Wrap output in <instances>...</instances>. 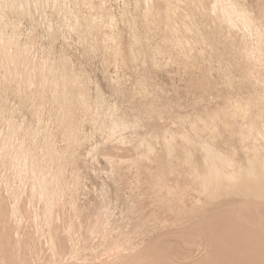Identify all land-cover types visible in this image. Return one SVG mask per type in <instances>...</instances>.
Here are the masks:
<instances>
[{"label":"rangeland","instance_id":"1","mask_svg":"<svg viewBox=\"0 0 264 264\" xmlns=\"http://www.w3.org/2000/svg\"><path fill=\"white\" fill-rule=\"evenodd\" d=\"M157 1L149 0V3L147 0L137 2L136 0H17V3L13 4L10 0H0V212L4 218L0 215L2 218L0 219V235L10 230V243H13L11 245L19 243L18 248L16 246L12 248V254L16 258L14 264H32L31 259L33 264L34 262L45 264L48 256L54 255L55 260L56 255L57 258L59 257L58 263L51 257L46 264H60V260L64 264H77L78 262L93 264L94 261L99 262L94 264H100L108 257L105 264H116V262L118 264L126 256L128 259L129 256L138 254V251L143 253L141 248L144 247L146 250L147 244L153 243L150 238L156 239L162 234L165 235L162 237H166L173 232L170 229L174 227V229L178 228L175 230L177 232L179 229L183 231L188 224L202 222L204 220L199 219L206 220L209 213L217 211L218 208H213L214 206L210 205L211 200L202 192L201 184H196L200 182V178L195 177L199 176L197 174L200 173L201 167L208 164L204 160H207L211 154L208 155L209 149V152L216 151V154L212 152L214 157L221 158L227 155L233 164H239L242 167L250 161L246 159V154L247 156L253 154V159L255 152L264 154V148H260L264 139H262L264 137V117L261 118L264 116L262 108L264 105L260 104L264 99V79H261L264 71L260 66L264 63V21L261 22V16H264V0H214L212 3L211 0H179L180 2L162 0L163 5H168V8L164 6L165 10H162V13L155 7ZM141 3L147 4L142 5ZM212 4H215V7ZM145 5L149 7L151 5V8L155 9L147 7V10ZM234 5L240 12L234 13ZM142 7L147 12L149 11L148 13H152V17L147 12L145 16ZM194 7H196L195 10ZM166 10L173 12L170 18L171 23L169 22L175 28L173 36L166 33L167 24L164 19ZM157 11L161 14L158 17L156 16ZM103 12L108 15L103 16ZM216 14H218L217 18ZM139 16H143V19ZM241 17L252 21V29H245L236 21V18ZM89 18L90 20L95 19L92 30L88 28ZM159 18H162L161 21L164 23L158 21ZM108 19L110 23H106ZM153 19L156 20L152 21ZM151 21L156 22L155 27ZM159 22L162 23L159 26L164 29H159ZM156 25L159 30H151L157 28ZM160 30H163V33ZM240 30H242L241 33ZM243 32L246 37L243 36ZM127 36L131 38V41ZM128 42L129 44H126ZM124 44L128 45V48ZM123 48L124 51H122ZM131 51L134 53L133 56ZM257 51L260 53L256 54ZM189 62L192 64L190 65ZM253 64L255 65L252 68ZM263 66L264 64L262 68ZM255 69L260 72L257 74L255 71L256 76L253 75ZM228 85L235 86L230 88ZM227 86L230 93L226 89ZM260 90L262 92L260 94L263 95L258 94ZM251 92H258V95L254 93L256 95L254 96ZM248 93H251V96ZM252 98L260 100L259 104L262 106L258 104L257 107L251 109L250 103L255 101ZM234 100L240 102V107L245 111L251 112L252 110V115L248 119L231 117L226 130L224 128L222 130L223 126L219 123L222 120L220 115L236 103ZM245 101H250V103L247 104ZM262 103L264 104V100ZM219 107L220 109L222 107V112L218 111ZM258 107L262 110V115L259 109L255 111ZM218 112L220 115L216 116ZM253 112H256L255 115ZM249 119H256L255 122L257 121L259 127L263 128H261L262 136L256 139L248 138L240 144L239 133L243 131ZM208 120L215 125L212 126L211 123V126L208 125ZM235 126L238 129H235ZM208 136H211V139ZM170 138H173V141ZM160 143L162 146L165 144L163 148L169 153L162 150ZM166 143H170V147H167L169 145ZM204 144L205 147H203ZM246 145L252 146L255 152ZM196 147H198L196 154H199L197 157L193 151V148L197 149ZM246 148L249 152H246ZM162 152L168 153L167 161V156H164L167 153ZM203 155L208 156L204 158ZM183 159L191 165L187 167L188 164H181ZM177 164L181 165V168L185 164L184 169L178 168ZM186 171L190 174H186ZM182 185L187 188L185 189ZM196 185L200 186L196 187ZM233 199V201H243L239 198ZM220 200L224 201V197ZM31 217L34 218L31 219ZM9 218H12V221ZM37 222L39 224H36ZM45 222L50 227L44 226ZM53 228H55L54 232ZM163 228L167 232H163ZM46 230H49L48 237ZM199 231L197 230L195 234L204 233L206 235L204 231ZM37 233L44 237L36 236ZM72 234L74 238H71ZM170 234L166 238L170 239L171 235H174ZM195 234L186 237L187 240L190 239L189 242L183 235L187 245L183 242L184 239L176 234V238L182 239L186 247L185 252L188 249L187 252L194 253L187 254L189 256L193 254L192 259L195 256L199 257L203 251L204 255L207 253L205 250L208 243L207 237L201 234V239L204 236L205 241L201 244L203 246L205 243L203 247L205 249L202 251L201 248L199 249L202 246L198 245L203 240L201 241L200 237L198 239ZM13 235L19 242L14 240ZM56 235L59 238L68 239L66 244L64 240L62 241L64 243L61 239L59 240L61 245H64V250L60 242L57 243L58 240L57 242L54 240V238L57 239ZM69 235L74 242L65 237ZM20 236L25 238L22 237L24 238L22 239ZM174 236L171 240L175 238ZM135 239L138 247H135L137 246ZM103 241L104 245L101 243ZM194 241H197L198 249L190 248V250L189 247L194 245ZM48 242L50 246L53 245L50 247ZM79 242H82L83 247ZM139 242L141 244H138ZM77 243L76 247L72 246ZM25 244L26 247L29 245L27 249ZM116 244L117 246H114ZM33 245L37 246L36 249L41 253L40 255L35 248L31 250ZM111 245L112 249H110ZM46 246H48V251L45 250ZM55 246L58 247L57 250ZM129 246L135 248L134 252H131L133 249ZM177 246L179 248L180 245L177 244ZM67 247L69 250L79 251L80 255L79 253L77 255L75 251L72 252L76 254V260L79 256L77 263L72 257L75 254L71 253L69 257L70 251ZM80 247L82 248L78 249ZM121 247L122 250H120ZM50 248H54L51 249L52 253ZM90 248L97 252L93 253ZM180 248L184 252V248L182 246ZM15 249L17 252L13 251ZM59 249H61L60 252ZM87 249L88 252L85 251ZM181 249L180 251L175 249L176 252L178 250V255L183 254ZM0 250L2 251V253L0 251V257H3L4 250L3 248ZM29 250L32 252L30 253ZM27 251L33 256L30 257ZM91 252L100 255L94 257L95 255L91 254L90 256ZM32 253L36 255V259L33 258L35 255ZM118 254L119 257H117ZM203 254L193 260L202 258ZM80 256H84V262H80L82 260ZM68 257L73 258V261ZM112 257L114 258L111 262L109 259ZM64 258L65 260H62ZM84 258L93 261L87 262ZM97 259L100 260L96 261ZM66 260L70 262L66 263ZM5 262H7L6 259ZM3 263L1 259L0 264Z\"/></svg>","mask_w":264,"mask_h":264},{"label":"bare ground","instance_id":"2","mask_svg":"<svg viewBox=\"0 0 264 264\" xmlns=\"http://www.w3.org/2000/svg\"><path fill=\"white\" fill-rule=\"evenodd\" d=\"M13 4H15V3H17L16 1L17 0H10ZM92 1V0H91ZM138 0H136V2H137ZM148 2H149V0H147ZM151 1V0H150ZM152 1H154V0H152ZM176 1H179V0H175V2ZM214 0H211V3L213 2ZM144 1H142V3H143ZM180 2V1H179ZM182 2V1H181ZM235 2V1H234ZM21 3V2H20ZM88 3V2H87ZM91 3V2H90ZM94 3H95V1H94ZM94 3H92V4H94ZM100 3V2H99ZM141 3V4H142ZM150 3V2H149ZM151 3H153V2H151ZM183 3V2H182ZM182 3H181V5H182ZM141 4H139V5H141ZM144 4H147V3H144ZM144 4H142V5H144ZM164 3L162 2V0H158L157 2H156V5H155V7H156V9L157 10H159V12H160V10H161V13H162V10H165V9H163L164 8V6L165 5H163ZM235 4V3H234ZM20 5V4H19ZM149 5V4H148ZM148 5H145L146 6V8L148 7V8H151V5H150V7L148 6ZM174 5V4H173ZM184 5V4H183ZM213 5V4H212ZM215 5V4H214ZM213 5V6H214ZM18 6V5H17ZM21 6H22V4H21ZM134 6H135V4H134ZM94 7V6H93ZM138 7V6H137ZM141 7V6H140ZM165 7H167L168 8V5L167 6H165ZM177 7V6H176ZM186 7V6H185ZM193 7V6H192ZM215 7V6H214ZM234 7H235V5H234ZM99 8V7H98ZM100 8H102V7H100ZM144 10H145V8L144 7H142ZM148 8H147V10H148ZM187 8V7H186ZM195 8L196 7H194V10H195ZM88 9L90 10V8L88 7ZM134 9H136V8H134ZM140 9V8H139ZM152 9V8H151ZM153 9H155L154 7H153ZM152 9V10H153ZM170 9H173V8H170ZM193 9V8H192ZM234 9V8H233ZM143 10V12H145V16H146V14L149 12H147L146 10L144 11ZM179 10V9H178ZM198 10V9H197ZM217 10H218V8H217ZM98 11V10H97ZM141 11V10H140ZM200 11V10H199ZM102 12V11H101ZM100 12V13H101ZM147 12V13H146ZM152 12V11H151ZM237 12H240L239 10H237L236 9V7H235V9H234V13L236 14ZM97 13V12H96ZM99 13V14H100ZM104 13V12H103ZM164 13V12H163ZM172 14H173V12H171ZM171 13H170V11H165V14H164V19H165V22H166V28H167V31H166V33L168 32L169 34H173L174 33V29L175 28H173V24H172V26L170 25V23H171V21H170V18H171ZM94 14V13H93ZM137 14V13H136ZM140 14H141V12H140ZM140 14H137V15H140ZM153 14H155L154 13V11H153ZM156 16L158 17V15L160 14H158V11L156 12ZM222 14V13H221ZM225 14V13H224ZM224 14H222V15H224ZM96 15V14H95ZM101 15V14H100ZM104 15H108V14H106V13H104L103 14V16ZM142 15H144V13H142ZM148 15H150L151 17H152V13H148ZM161 15V14H160ZM218 14H216L215 16H216V18L218 17L217 16ZM226 15V14H225ZM155 16V17H156ZM163 16V15H162ZM208 16V15H207ZM244 16V15H243ZM97 17V16H96ZM106 17V16H105ZM109 17V16H108ZM139 17H143V16H139ZM148 17V16H147ZM156 17V18H157ZM181 17V16H180ZM212 17V16H211ZM101 18V17H100ZM154 18V17H153ZM175 18V17H174ZM179 18V17H178ZM194 18V17H193ZM105 19H107V18H105ZM110 19V18H109ZM108 19V21H106V23L108 22V23H110V20ZM143 19V18H142ZM152 19V18H151ZM162 19V18H161ZM161 19L159 18L158 19V21L160 20V22H162L161 21ZM188 19V18H187ZM209 19V18H208ZM226 19V18H225ZM148 20H150V19H148ZM154 20H156V19H153L152 21H154ZM183 20V19H182ZM185 20V19H184ZM195 20V19H194ZM215 20V19H214ZM217 20V19H216ZM94 21H95V19H92V20H90V18H89V21H88V28L89 29H93V27H92V24L94 23ZM151 21V22H152ZM175 21V20H174ZM210 21H211V18H210ZM209 21V22H210ZM218 21H223V20H218ZM236 21H238L241 25H242V27L243 28H245V29H252V21L250 20V19H248V18H246V17H241V18H236ZM264 21V16H261V22H263ZM85 22H87V21H85ZM101 22V21H100ZM144 22V25H145V21H143ZM159 22V23H160ZM170 22V23H169ZM173 22V21H172ZM185 22H186V20H185ZM213 22V21H212ZM224 22V21H223ZM222 22V23H223ZM103 23V22H102ZM105 23V24H106ZM153 23V22H152ZM154 23H156V22H154ZM153 23V24H154ZM162 23H164V21L162 22ZM162 23H160V24H158V26L159 25H161ZM180 23H181V21H180ZM186 23H188V22H186ZM189 23H190V20H189ZM214 23H216V22H214ZM99 24V23H98ZM175 24H176V22H175ZM190 25V24H189ZM188 25V26H189ZM127 26V25H126ZM158 26L156 25V27L157 28H153V29H151L150 28V26H148L151 30H159L160 28H162V27H160L159 26V29H158ZM162 26H164V25H162ZM177 26H179V24L177 25ZM103 27V26H102ZM154 27H155V24H154ZM174 27H175V25H174ZM183 27H185V26H183ZM128 28V27H127ZM179 28V27H178ZM177 28V29H178ZM98 29V28H97ZM126 29V28H125ZM130 29H132L131 27H130ZM147 29V28H146ZM162 29H164V28H162ZM187 29V28H186ZM190 29V28H189ZM166 30V29H165ZM128 31V30H127ZM161 31V33H163V30H160ZM241 31L242 30H240V33H241ZM94 32H95V30H94ZM126 32V31H125ZM130 32V31H129ZM179 32V31H178ZM184 32V31H183ZM245 32H247V31H245ZM245 32H243L244 34H243V36L244 35H246L245 34ZM250 32V31H249ZM165 33V32H164ZM165 33V34H166ZM177 33V32H176ZM186 33V32H185ZM189 33V32H188ZM193 33V32H192ZM126 34V33H125ZM125 34H124V36H125ZM191 34V33H190ZM176 35V34H175ZM174 35V36H175ZM178 35V34H177ZM181 35V34H180ZM248 35V34H247ZM250 35V34H249ZM173 36V35H172ZM171 36V37H172ZM182 36V35H181ZM196 36V35H195ZM123 37V36H122ZM128 37V36H127ZM176 37V36H175ZM177 37H179V36H177ZM184 37V36H183ZM186 37V36H185ZM188 37H190V36H188ZM187 37V38H188ZM244 37H246V36H244ZM248 37V36H247ZM126 38V37H125ZM124 38V39H125ZM136 38V37H135ZM191 38V37H190ZM195 38V37H194ZM194 38H193V40H194ZM123 39V38H122ZM137 39V38H136ZM173 39V38H172ZM171 39V40H172ZM176 39V38H175ZM178 39V38H177ZM181 39V38H180ZM197 39V38H196ZM195 39V40H196ZM128 40H130L131 41V38L129 39V37H128ZM135 40V39H134ZM188 40V39H187ZM191 40V39H190ZM98 41V40H97ZM123 41V40H122ZM121 41V42H122ZM127 41V40H126ZM196 42V41H195ZM175 43V42H174ZM183 43V42H182ZM188 43H189V41H188ZM194 43V42H193ZM198 43V42H197ZM200 43V42H199ZM126 44H129V42L128 43H126ZM125 45V44H124ZM131 45V44H130ZM177 45V44H176ZM181 45V44H180ZM190 45V44H189ZM197 45V44H196ZM125 46H127L126 48H128V45H125ZM130 47V46H129ZM177 47H179V46H177ZM193 47V46H192ZM131 48V47H130ZM181 48V47H180ZM125 49L123 48L122 49V51H124ZM129 50V49H128ZM133 50V49H132ZM179 50V49H178ZM192 50V49H191ZM187 51V50H186ZM195 51V50H194ZM254 51H256V50H254ZM261 51V50H260ZM260 51L258 52H256V54H258V53H260ZM130 52V51H129ZM132 52V51H131ZM135 52V51H134ZM182 52V51H181ZM191 52V51H190ZM192 52H193V50H192ZM196 52V51H195ZM263 52V51H262ZM125 53H126V51H125ZM138 53V52H137ZM136 53V54H137ZM183 53V52H182ZM189 53V52H188ZM133 52H132V56H133ZM184 54V53H183ZM195 53H193V55H194ZM122 55H123V53H122ZM122 55H121V57H122ZM182 55V54H181ZM196 55V54H195ZM125 56V55H124ZM128 56V55H127ZM130 56V55H129ZM128 56V57H129ZM132 56H131V58H132ZM184 56V55H183ZM188 56V55H187ZM197 56V55H196ZM196 56H194V57H196ZM190 58V57H189ZM122 59V58H121ZM125 59V58H124ZM124 59H122V60H124ZM127 59V58H126ZM134 59V58H133ZM136 59V58H135ZM182 59H183V57H182ZM181 59V60H182ZM192 59V58H191ZM190 59V60H191ZM195 59V58H194ZM264 59V58H263ZM185 60H187V59H185ZM185 60H183V62L185 61ZM261 61V60H260ZM181 62V61H180ZM183 62H181V63H183ZM193 62V61H192ZM257 62V61H256ZM263 62H264V60H263ZM185 64H186V62H184ZM190 63V65L192 64L191 62H189ZM259 63H261V62H259ZM188 64V63H187ZM264 64V63H263ZM262 64V65H263ZM196 65H198V64H196ZM195 65V66H196ZM254 65L255 64H253V66H252V68L254 67ZM257 65H259V64H257ZM257 65H256V67H257ZM262 65H260L261 66V70H263L264 71V68H262ZM184 66V65H183ZM189 66V65H188ZM200 67V66H199ZM264 67V66H263ZM184 68V67H183ZM190 68V70H191V67H189ZM251 68V67H250ZM197 69H198V67H197ZM184 70H186V69H184ZM195 71V70H194ZM255 71H257V74H258V69L256 70H254V72H253V75H255L256 76V72ZM197 72H198V70H197ZM251 72V71H250ZM260 73V72H259ZM200 74V73H199ZM222 76V75H221ZM258 76V75H257ZM202 77V76H201ZM224 77V76H223ZM225 77H227V76H225ZM253 77V76H252ZM205 78V77H204ZM208 78H209V76H208ZM259 78V77H258ZM220 79V78H219ZM255 79H257L256 77H255ZM261 79H264V76L263 77H261ZM260 78H259V80L262 82V80H261ZM214 80V79H213ZM222 80H224V78L222 79ZM219 81V80H218ZM231 81V80H230ZM259 81V82H260ZM204 82V81H203ZM254 82V81H253ZM194 83V82H193ZM195 83H197V82H195ZM206 83V82H205ZM222 83H223V81H222ZM231 83H232V81H231ZM255 84L257 83V82H254ZM258 84H260V83H258ZM257 84V85H258ZM264 84V83H263ZM72 85V84H71ZM189 85H190V83H189ZM188 85V86H189ZM197 85V84H196ZM218 85V84H217ZM221 85H223V84H221ZM232 85V84H231ZM239 85H240V83H239ZM229 87H230V85H228ZM228 86H227V88L226 89H228V92H229V88H228ZM235 86V85H234ZM233 86V87H234ZM241 86V85H240ZM253 86V85H252ZM256 86V85H255ZM262 86V85H261ZM264 86V85H263ZM207 87V86H206ZM217 86H215V88H216ZM218 87H219V85H218ZM233 87H230V88H233ZM257 87H260V86H257ZM200 88V87H199ZM261 88V87H260ZM69 89V88H68ZM197 89V88H196ZM195 89V90H196ZM219 89H221V88H219ZM254 89H256L255 87H254ZM263 89V88H262ZM72 91H73V87H72ZM197 91V90H196ZM211 91V90H210ZM217 91V90H216ZM219 92H220V90H218ZM227 91V90H226ZM232 91H234V89H232ZM231 91V92H232ZM252 91V90H251ZM255 91H257V90H255ZM70 92H71V90H70ZM202 92V91H201ZM214 92H215V89H214ZM213 92V93H214ZM235 92H237V91H235ZM200 93V92H199ZM221 93V92H220ZM230 93V92H229ZM252 93V92H251ZM251 93H248L249 95L251 94ZM254 93H256V92H254ZM254 93H252V94H254ZM258 93V92H257ZM256 93V95H258V94H260V93H262L261 92V90L259 91V93L257 94ZM264 93V92H263ZM73 94V93H72ZM71 94V95H72ZM210 94V93H209ZM219 94V93H218ZM75 95V94H74ZM197 95H198V93H197ZM203 95V94H202ZM217 95V94H216ZM215 95V96H216ZM229 95V94H228ZM234 95V94H233ZM236 95V94H235ZM255 94H254V96H256ZM260 95H263V94H260ZM200 96V95H199ZM208 96V95H207ZM213 96V95H212ZM211 96V97H212ZM219 96V95H218ZM251 96V95H250ZM73 97V96H72ZM74 97H76V95L74 96ZM232 97V96H231ZM234 97V96H233ZM236 97V96H235ZM252 97H253V95H252ZM257 97H259V96H257ZM262 97V96H261ZM261 97L259 98V99H261ZM217 98V97H216ZM224 98V97H223ZM248 98H250L249 96H248ZM255 98V97H254ZM254 98H252V99H254ZM263 98H264V96H263ZM73 99V98H72ZM202 99H203V96H202ZM212 99V98H211ZM233 99V98H232ZM240 99V98H239ZM238 99V100H239ZM76 100V99H75ZM228 100H229V98H228ZM255 100V99H254ZM262 100H264V99H262ZM262 100H261V103L260 104H262V105H264L263 103H262ZM73 101V100H72ZM206 101V100H205ZM234 101H236V100H234ZM250 101H252V100H250ZM250 101H245L247 104L248 103H250ZM220 102V101H219ZM226 102V101H225ZM259 102H260V100H255V101H253V102H251L250 104V108L251 109H253L254 107H257V105L259 104ZM216 104V103H215ZM259 104V105H260ZM216 105H218V104H216ZM226 105H227V103H226ZM262 105H260V106H262ZM212 106H214V105H212ZM215 107H217V106H215ZM224 107H225V104H224ZM260 107H258V108H255L256 110L255 111H258L257 109H259ZM263 109H264V107H262ZM261 108V109H262ZM214 109V108H213ZM216 109H218V108H216ZM221 109H222V107H221ZM221 109H220V107H219V110L218 111H221ZM203 110V109H202ZM208 110V109H207ZM209 111V110H208ZM223 111V110H222ZM221 111V112H222ZM259 111L261 112L262 110H260L259 109ZM207 112V111H206ZM205 112V113H206ZM215 112H216V110H215ZM250 112V111H249ZM248 111H245L244 109H242L241 107H240V102H237L236 101V103H234V104H232L231 105V108H229V109H227V110H225L224 112H223V115H220V113L218 112L217 114H216V116H218V114L220 115V116H222V120H221V122H219L220 124H222V130H226V128L228 127V125H229V119L231 118V117H234V116H237V117H240V118H245V119H248V117H250L251 115H252V110H251V112L249 113ZM263 112H264V110H263ZM263 112H261L260 114L262 115V113ZM204 113V112H203ZM203 113H201L202 115H203ZM254 113V112H253ZM256 113V112H255ZM255 113H254V115H255ZM258 113V112H257ZM207 114V113H206ZM212 114V113H211ZM264 114V113H263ZM205 115V114H204ZM208 115H210V113L208 114ZM212 116V115H211ZM219 116V117H220ZM254 117V116H253ZM257 117V116H256ZM262 117H264V116H261V118ZM255 118V117H254ZM211 119V118H210ZM209 119V120H210ZM215 119H216V117H215ZM215 119H213V121L215 120ZM235 119V118H234ZM237 119V118H236ZM235 119V120H236ZM207 121V123H208V125L212 122V120H210V121ZM218 120V119H217ZM256 120V119H255ZM255 120H253V119H249L246 123H245V121H244V123H245V128L243 129V131L242 132H240L239 133V139H238V141L240 142V144H242V142H244L246 139H256L257 137L259 138V136H262V129L259 127V125H258V123H257V121L255 122ZM258 120V119H257ZM260 120H263V119H260ZM220 121V120H219ZM231 121V120H230ZM217 122V121H216ZM241 123V122H240ZM212 124V126H214L215 124L214 123H211ZM211 124H210V126H211ZM214 124V125H213ZM219 124V125H220ZM260 124H263V123H261L260 122ZM235 125V124H234ZM264 125V124H263ZM210 126H209V128H210ZM262 126V125H261ZM216 127V126H215ZM219 127V126H218ZM241 127V126H240ZM153 128V127H152ZM213 128V127H212ZM220 128V127H219ZM224 128V129H223ZM235 129H238V128H236V126H235ZM192 130V129H191ZM264 130V129H263ZM160 131V130H159ZM190 131V130H189ZM195 131H196V129H195ZM217 131V130H216ZM231 131V130H230ZM171 132V131H170ZM197 132V131H196ZM206 132V131H205ZM232 132V131H231ZM152 133V132H151ZM217 134H218V132H216ZM221 133V132H220ZM223 133V132H222ZM233 133H235V132H233ZM264 133V132H263ZM166 134V133H165ZM172 134V133H171ZM195 135H196V133H194ZM200 134V133H199ZM211 134V133H210ZM186 135V134H185ZM185 135H184V137H185ZM213 135V134H212ZM211 135V136H212ZM221 135V134H220ZM237 135V134H236ZM151 136V135H150ZM174 136V135H173ZM200 136V135H199ZM205 136V135H204ZM210 136V137H211ZM263 136H264V134H263ZM146 137V136H145ZM175 137V136H174ZM178 136H176V138H177ZM187 137V136H186ZM185 137V138H186ZM203 137V136H202ZM209 137V136H208ZM209 137V138H210ZM219 137V136H218ZM150 138V137H149ZM175 138V139H176ZM182 138V137H181ZM184 138V139H185ZM198 138V137H197ZM219 138H222V137H219ZM264 137H262V139H263ZM145 139V138H144ZM166 139H168V138H166ZM171 140L173 139V138H170ZM187 139V138H186ZM195 139V138H194ZM203 140H204V138H202ZM201 139V140H202ZM211 139V138H210ZM195 140H197V139H195ZM208 140V139H207ZM258 140H261V139H258ZM146 140H144V142H145ZM165 141V140H164ZM167 141V140H166ZM173 141V140H172ZM214 141V140H213ZM230 141V140H229ZM147 142V141H146ZM168 142V141H167ZM200 142V141H199ZM216 142V141H215ZM223 142V141H222ZM252 142V141H251ZM254 142V141H253ZM258 142V141H257ZM256 142V143H257ZM262 142H263V146L260 144V148L262 149V148H264V139L262 140ZM159 143V142H158ZM164 143V142H163ZM171 143V142H170ZM170 143H166V144H170ZM194 143V142H193ZM195 143H196V141H195ZM197 144V143H196ZM206 144V143H205ZM205 144L203 145V147H205ZM218 144V143H217ZM230 144V143H229ZM160 145H161V143H160ZM194 145V144H193ZM192 145V146H193ZM198 145V144H197ZM199 145H200V143H199ZM202 145V144H201ZM208 145V144H207ZM213 145V144H212ZM163 146H165V144H163ZM163 146L161 145V147L163 148ZM191 146V147H192ZM196 146V145H195ZM195 146H193V147H195ZM167 147H170V145L169 146H167ZM200 147V146H199ZM203 147H200V148H203ZM246 147L247 148H251L253 151H254V149H253V147L252 146H250V147H248V145H246ZM166 148V147H165ZM171 148H172V143H171ZM197 149H194L193 148V151L195 152V155H196V157L199 155V154H196V152L198 151V147H196ZM207 148V147H206ZM246 148V152H249V150ZM167 149H169V148H167ZM207 149H209V148H207ZM206 149V150H207ZM240 149V148H239ZM238 149V150H239ZM250 149V150H251ZM258 149V148H257ZM163 151H167L168 152V150H166V149H162ZM161 150V151H162ZM190 150H192L191 148H190ZM189 150V151H190ZM197 150V151H196ZM205 150V149H204ZM245 150V149H244ZM192 151V152H193ZM209 151H210V149H209ZM209 151H207L208 152V155H209V153H211L209 156L208 155H206V156H208L209 158L207 159V160H204V161H207L208 162V164L206 165V166H203V167H201L202 169H201V171H200V173H198L197 175H199V176H195V177H198V179L200 178V182H196V184L197 183H199V184H201V189H202V192L206 195V197L209 199V200H211L210 202V205L212 204L214 207L213 208H215V209H217V211H214L213 213H209V216L207 217L208 219H203V218H201V219H199L200 221H202V220H204V221H202V222H196V223H194L193 222V224H188V226H186V229H184L183 231H180V229H179V231L177 232V231H175V230H177V229H174L173 227V229H170V230H173V232L172 231H169V232H172L171 234H174V235H176V234H178V235H180V238H183V235H184V237H185V239H186V241L187 242H189L188 240H190V239H188L187 240V236H190L191 234H195V232H197V230H202V231H204L205 233H206V235L204 234V233H200L199 234V232H198V234L200 235H197V233L195 234L196 236H198V239H199V237H200V239H201V234H204L205 235V237H207V239H208V243L206 244V246L203 244V246L201 245L203 242H205L204 241V236L202 237V239H201V241L202 242H200L199 240V245L198 246H202V247H199V249L201 248V250L203 249H205V248H203L204 246L206 247V251H207V253L204 255L203 253H205L203 250V252L202 251H200V252H202V253H200V254H203L204 256H202V258H200V259H198V260H193V259H195V257L192 259V257L194 256L193 254V252L192 251H188L187 252V250H186V252H185V249H186V247H185V245H184V243L187 245V242L185 241V239L183 240V242L184 243H182V239H179V238H176L177 237V235L176 236H174L175 238L173 239L172 238V240H171V237H173L170 233V235H171V237H170V239L169 238H166V237H168V235L166 236V237H164L165 235L164 234H162V235H164L163 237H162V235L160 236V237H157L156 239H154V238H150V240H151V242H153V243H151L150 241H149V239H148V241H149V243H151L150 245L149 244H147L148 246H146L145 248H147L146 250L144 249V247H142L141 248V250H143V253L141 252V253H139V251H138V254L136 255V254H134V256H129L128 257V259H126L127 258V256H126V258L125 259H121L122 261L121 262H119V260H118V264H264V154H258L257 152H255V158L253 159V154L250 156H247V154H246V159H250V161L248 162H246V165L244 166V167H242L241 165L239 166V164H233L229 159V157L227 156V155H224V157H214L213 155H212V152L214 151H211V152H209ZM167 152H162L163 154L164 153H167ZM191 152V151H190ZM189 152V153H190ZM199 152H201V151H199ZM198 152V153H199ZM215 152V153H214ZM213 152V154H216V151H214ZM156 153V152H155ZM169 153V152H168ZM168 153H167V155H164V156H167V158H166V161H167V159H168ZM204 153V152H203ZM222 153V152H221ZM251 153H252V151H251ZM157 154V153H156ZM160 154V153H159ZM162 154V155H163ZM206 154V153H205ZM188 155V154H187ZM190 155V154H189ZM194 155V154H193ZM192 155V156H193ZM194 155V156H195ZM202 155V154H201ZM244 155H245V153H244ZM50 156V155H49ZM191 156V155H190ZM203 156H205V155H203ZM206 156L204 157V158H206ZM226 156V157H225ZM48 157V156H47ZM150 157V156H149ZM185 157H189V156H185ZM183 158H184V156H183ZM45 159V158H44ZM54 159V158H53ZM143 159V158H142ZM150 159V158H149ZM148 159V160H149ZM161 159V158H160ZM159 159V160H160ZM182 159V158H181ZM189 159L190 158H188V161H189ZM198 159V158H197ZM200 159H202V158H200ZM215 160L214 162H212V161H210V160ZM245 159V158H244ZM147 160V159H146ZM145 160V161H146ZM175 160V159H174ZM184 160L186 161V159H183L182 160V162H181V160H179L180 162H181V164L182 163H186V164H188L187 165V167H189L190 165H191V163H187L188 161H186V162H184ZM193 160H194V157H193ZM196 160V159H195ZM199 160V159H198ZM235 160V159H234ZM43 161V160H42ZM173 161V160H172ZM54 162V161H53ZM178 162V161H177ZM190 162V161H189ZM45 163H46V161H45ZM169 163V162H168ZM200 163V162H199ZM198 163V164H199ZM178 164H180L179 162H178ZM177 164V166H178V168L180 167L181 168V165L179 166ZM190 164V165H189ZM197 164V165H198ZM43 165V164H42ZM45 165V164H44ZM164 165V164H163ZM185 165V164H184ZM184 165H182V168H183V166ZM46 166V165H45ZM171 166V165H170ZM177 166H175V167H177ZM201 166V165H200ZM44 167V166H43ZM186 167V168H187ZM171 168V167H170ZM182 168H181V170H182ZM45 169V168H44ZM184 169V168H183ZM191 169V168H190ZM40 170V169H39ZM155 170H157V169H155ZM186 170V169H185ZM188 170V169H187ZM194 170H196L195 168H194ZM189 171V170H188ZM188 171H186V174L187 173H189ZM197 171V170H196ZM46 172V171H45ZM151 172V171H150ZM153 172V171H152ZM151 172V173H152ZM195 172V171H194ZM147 173H148V171H147ZM161 173V172H160ZM163 173V172H162ZM169 173V172H168ZM171 174V173H170ZM190 174V173H189ZM195 174V173H194ZM44 175H46V174H44ZM160 175V174H159ZM47 176V175H46ZM163 176V175H162ZM190 176V175H189ZM188 176V177H189ZM156 177V176H155ZM43 179H44V177H43ZM190 179V178H189ZM189 179H188V181H189ZM150 180V179H149ZM165 180V179H164ZM193 180V179H192ZM162 181V180H161ZM187 181V182H188ZM197 181V180H196ZM41 182V181H40ZM194 182H195V180H194ZM42 183V182H41ZM161 183V182H160ZM162 183H163V181H162ZM175 183V182H174ZM190 183H192V182H190ZM157 184H158V181H157ZM165 184V183H164ZM184 184H185V181H184ZM187 184V183H186ZM43 185V184H42ZM151 185V184H150ZM181 185V184H180ZM188 185V184H187ZM158 186H160V184L158 185ZM165 186V185H164ZM174 186V185H173ZM182 186H184L185 187V185H182ZM191 186V185H190ZM198 185H196V187H197ZM200 186V185H199ZM198 186V187H199ZM149 187V186H148ZM189 187V186H188ZM159 188V187H158ZM187 187H185V189H186ZM169 189V188H168ZM184 189V188H183ZM200 189V190H201ZM164 190V189H163ZM174 190V189H173ZM171 191V190H170ZM187 191V190H186ZM185 191V192H186ZM158 192V191H157ZM156 193V192H155ZM194 193V192H193ZM131 194V193H130ZM200 194V193H199ZM204 194H202V195H204ZM181 195V194H180ZM195 195H196V193H195ZM204 195V196H205ZM172 196V195H171ZM184 196V195H183ZM140 197V196H139ZM224 197V201H221L220 200V198H223ZM178 198V197H177ZM197 198H198V196H197ZM196 198V199H197ZM203 198H205V197H203ZM233 198H239L240 200H243V201H233L234 199ZM185 199V198H184ZM200 199V198H199ZM130 200V199H129ZM165 200V199H164ZM182 200V199H181ZM192 200V199H191ZM198 200V199H197ZM131 201V200H130ZM173 201V200H172ZM164 202V201H163ZM209 202V201H208ZM138 203V202H137ZM165 203V202H164ZM163 203V204H164ZM180 203V202H179ZM61 205V204H60ZM169 205V204H168ZM199 205V204H198ZM201 205V204H200ZM208 205V204H207ZM132 206V205H131ZM170 206V205H169ZM126 207H128V206H126ZM155 207H156V205H155ZM173 207V206H172ZM188 207V206H187ZM130 208V207H129ZM139 208V207H138ZM143 208V207H142ZM147 208V207H146ZM152 208V207H151ZM190 208V207H189ZM188 208V209H189ZM4 209V208H3ZM132 209V208H131ZM153 209V208H152ZM164 209V208H163ZM171 209V208H170ZM191 209V208H190ZM190 209H189V211H190ZM7 210L9 211V209L7 208ZM43 210H44V208H43ZM137 210V209H136ZM148 210V209H147ZM11 211V210H10ZM36 211V210H35ZM129 211V210H128ZM191 211H192V209H191ZM12 212V211H11ZM11 212L9 213L10 215H11ZM40 212V211H39ZM195 212V211H194ZM199 212H200V210H199ZM202 212H203V210H202ZM8 213V212H7ZM37 213V212H36ZM35 213V214H36ZM43 214H44V212H42ZM140 213V212H139ZM169 213V212H168ZM193 213V212H192ZM198 213V212H197ZM2 214V212H0V215ZM13 214V213H12ZM34 214V215H35ZM43 214H41V215H43ZM148 214H151V213H148ZM161 214V213H160ZM186 214H188V212L186 213ZM185 214V215H186ZM196 214V213H195ZM202 214V213H201ZM14 215V214H13ZM37 215V214H36ZM41 215H40V217H41ZM97 215V214H96ZM133 215V214H132ZM175 215V214H174ZM198 215V214H197ZM2 216V218H3V215H1ZM153 216V215H152ZM195 216V215H194ZM202 216V215H201ZM7 217V216H6ZM10 217V216H9ZM161 217V216H160ZM178 217V216H177ZM206 217V216H205ZM204 217V218H205ZM2 218H0V219H2ZM34 218V217H33ZM32 217H31V219H33ZM43 218V217H42ZM163 218V217H162ZM165 218V217H164ZM4 219V218H3ZM11 221H12V218H9ZM8 219V220H9ZM15 219V218H14ZM169 219V218H168ZM174 219V218H173ZM16 220V219H15ZM37 220V219H36ZM35 220V221H36ZM166 220V219H165ZM175 220V219H174ZM181 220V219H180ZM34 221V222H35ZM134 221V220H133ZM138 221V220H137ZM184 221V220H183ZM197 221V220H196ZM4 222V221H3ZM18 222V221H17ZM24 222V221H23ZM22 222V223H23ZM31 222V221H30ZM33 222V223H34ZM47 222V221H46ZM46 222H45V225L44 226H46L47 224H46ZM158 222V221H157ZM169 223H170V221H168ZM181 222V221H180ZM42 223V222H41ZM163 223V221L161 222V224ZM1 224V223H0ZM3 224H6V223H3ZM2 224V225H3ZM23 224H25V222L23 223ZM35 224V223H34ZM36 224H39L38 222L36 223ZM43 224V223H42ZM153 224V223H152ZM181 224V223H180ZM6 225H8V224H6ZM17 225V224H16ZM41 225V224H40ZM94 225V224H93ZM163 225V224H162ZM171 225V224H170ZM187 225V224H186ZM1 226V225H0ZM4 226V225H3ZM15 226V225H14ZM27 226V225H26ZM32 226H33V224H32ZM35 226V225H34ZM38 226V225H37ZM53 226H55V225H53ZM52 226V227H53ZM62 226V225H61ZM143 226V228H144V225H142ZM156 226H157V224H156ZM167 225H165V227H166ZM9 227V226H8ZM29 227V226H28ZM36 227V226H35ZM39 227V226H38ZM37 227V228H38ZM47 227H50L49 225H47ZM46 227V228H47ZM90 227H92V226H90ZM95 227V226H94ZM106 227V226H105ZM152 227V226H151ZM160 227V226H159ZM164 227V226H163ZM169 227V226H168ZM14 228H16V227H14ZM32 228H34V227H32ZM37 228H35V229H37ZM55 228H57V227H55ZM55 228H53L52 230H53V232H54V230H55ZM132 228H135V227H132ZM4 229V228H3ZM6 229H7V227H6ZM8 229H10V227L8 228ZM7 229V230H8ZM28 229V228H27ZM67 229V228H66ZM92 229V228H91ZM96 229V228H95ZM94 229V230H95ZM106 229V228H105ZM142 229V228H141ZM146 229V228H145ZM153 229V228H152ZM155 229V228H154ZM153 229V230H154ZM157 229V228H156ZM164 230H163V232L165 231V228H163ZM1 230V229H0ZM23 230V229H22ZM21 230V231H22ZM102 230V229H101ZM158 230V229H157ZM161 230V229H160ZM17 231V230H16ZM15 231V233H17ZM25 231H26V228H25ZM29 231H32L33 232V230H29ZM37 231V230H36ZM47 231V230H46ZM49 231V230H48ZM48 231H47V237H48ZM93 231V230H92ZM91 231V232H92ZM98 231H99V229H98ZM136 231V230H135ZM2 232H3V230H2ZM9 232H10V230H9ZM9 232H3L1 235H0V248H3V257H0L2 260H3V264H14L15 262H14V260L16 261V258H14V254H12V248L14 249V246H16V248H18V244H16V245H11V244H13L12 242L10 243V233ZM35 232V231H34ZM42 232V231H41ZM60 232V231H59ZM63 232V231H62ZM89 231H87V233H88ZM95 232V231H94ZM107 232V231H106ZM159 232V231H158ZM165 232H167V231H165ZM26 233V232H25ZM58 233V232H57ZM90 233V232H89ZM155 233L157 234V232L155 231ZM12 234V233H11ZM32 234V236H33V233H31ZM36 234V233H35ZM40 234V233H39ZM39 234L37 233V235L36 236H39ZM53 235H55L54 233H52ZM65 234V233H64ZM63 234V235H64ZM67 234V233H66ZM91 234V233H90ZM103 234V233H102ZM159 234V233H158ZM166 234V233H165ZM23 235V234H22ZM25 235H27V234H25ZM45 235V234H44ZM50 235V234H49ZM58 236H59V233L57 234ZM56 235V238L57 239H55L54 238V240L57 242V240H58V242L57 243H59L60 241V239H61V242L64 240L65 241V243L64 242H62V243H64V244H66V242L68 241V239L66 240V238H63V237H61V238H59L58 236ZM73 235V234H72ZM99 235V234H98ZM140 235V234H139ZM149 235V234H148ZM41 236H43V235H41ZM41 236H39V237H41ZM62 236V235H61ZM125 236V235H124ZM123 236V237H124ZM144 236V235H143ZM13 237H14V235H13ZM15 237H17V235L15 234ZM14 237V240L16 239ZM21 237V236H20ZM19 237V239H21L22 237H24V236H22L21 238ZM27 237V236H26ZM44 237V236H43ZM42 237V238H43ZM65 237H67V238H70V235H69V237L68 236H65ZM80 237V236H79ZM99 237H100V235H99ZM104 237V236H103ZM179 237V236H178ZM12 238V237H11ZM25 238V237H24ZM24 238H22V239H24ZM29 238H30V233H29ZM32 238V237H31ZM30 238V239H31ZM33 238H34V236H33ZM42 238H40V239H42ZM63 238V239H62ZM71 238H74V235H73V237H71ZM70 238V240H72ZM76 238V237H75ZM93 238V237H92ZM97 238V237H96ZM117 238V237H116ZM134 238V237H133ZM139 238V237H138ZM141 238V237H140ZM189 238V237H188ZM13 239V238H12ZM18 239V240H19ZM47 239V238H46ZM81 239V238H80ZM85 239H87V238H85ZM101 239V238H100ZM103 239V238H102ZM115 239V238H114ZM118 239V238H117ZM125 239H127V238H125ZM129 239V238H128ZM127 239V240H128ZM154 239V240H153ZM207 239L205 238V240L207 241ZM36 240V239H35ZM37 240H38V238H37ZM36 240V241H37ZM43 240V239H42ZM48 240H50L49 238H48ZM47 240V241H48ZM53 240V241H54ZM69 240V241H70ZM74 240V239H73ZM72 240V241H73ZM88 240H89V238H88ZM87 240V241H88ZM108 240V239H107ZM116 240V239H115ZM146 240V239H145ZM13 241V240H12ZM15 241H17V240H15ZM46 241V240H45ZM79 241H81V240H79ZM84 241V240H83ZM102 241V240H101ZM110 242L112 241V240H109ZM114 241V240H113ZM122 241V240H121ZM148 241H147V243H148ZM191 241H192V239H191ZM190 241V242H191ZM17 242H19V241H17ZM16 242V243H17ZM27 242H29V240L27 241ZM32 241H30V243H31ZM50 242V241H49ZM48 242V244H49V246H50V243H52V242H50L49 243ZM61 242L59 243L60 245H61ZM74 242V241H73ZM77 242V241H76ZM89 242V241H88ZM98 242V241H97ZM106 242V241H105ZM109 242V243H110ZM117 242V241H116ZM197 241H194V245H195V247H194V245H193V247H192V245L190 246V244H188L190 247H189V249L190 248H195V249H198L197 248V243H196ZM29 243V244H30ZM56 243V244H57ZM71 243V242H70ZM80 243V242H79ZM84 243V242H83ZM101 243H103V245H104V241L103 242H101ZM107 243V242H106ZM105 243V244H106ZM112 243H114V242H112ZM124 243V242H123ZM123 243H121V244H123ZM130 243V242H129ZM128 243V244H129ZM135 243H136V239H135ZM141 243H143V241L141 242ZM140 242L138 243V244H141ZM193 243V242H192ZM14 244H15V242H14ZM34 244V243H33ZM39 244V243H38ZM37 244V245H38ZM42 244V243H41ZM45 244V243H44ZM59 244H57V246L58 247H60L59 246ZM81 244V246H82V242L80 243ZM79 244V245H80ZM131 244H133V243H131ZM177 244H179L180 246H179V248H178V246H177ZM181 244H183V245H181ZM53 244H51V246H52ZM67 245H68V243H67ZM66 245V246H67ZM70 245V244H69ZM68 245V247H70ZM76 245H78V243L77 244H75V245H72V246H75L76 247ZM84 245V244H83ZM136 245H137V243H136ZM13 246V247H12ZM20 246V245H19ZM29 246V245H28ZM28 246L26 247V244H25V248L27 249L28 248ZM39 246V245H38ZM50 246V247H51ZM89 246L90 247H92L90 244H89ZM97 246V245H96ZM114 246H117V244L116 245H114ZM113 246V247H114ZM121 246H123L124 248L126 247V246H124V245H121ZM134 246H135V244H134ZM142 246V245H141ZM145 246V245H144ZM177 246V247H176ZM182 246V248H184V252H183V249H181L180 247ZM184 246V247H183ZM36 245H35V247H34V245H33V247H31V250L33 249V248H35V250H36V252L37 253H39L38 255H40L41 253L36 249ZM40 247V246H39ZM57 247V248H58ZM63 249H62V248ZM61 249L62 250H64V245L62 246L61 245ZM67 247V249L69 250V248ZM83 247V246H82ZM82 247H80V248H78V249H81ZM94 247V249H95V245L93 246ZM112 247V245L110 246V249H112L111 248ZM129 247H131V246H129ZM135 247H138V245L137 246H135ZM176 247V248H175ZM24 248V247H23ZM22 248V249H23ZM47 248H48V246H46V249L45 250H47ZM54 248H56V246L54 247ZM53 248V249H54ZM57 248H56V250H57ZM72 248V247H71ZM109 248V247H108ZM116 248V247H115ZM119 247H117V250H119L118 249ZM139 248H140V246H139ZM26 249H25V251H26ZM52 248H50V251H51V253H52V250H51ZM61 249H59V252L61 251ZM67 249H65V250H67ZM74 249V248H73ZM88 249H89V247H88ZM88 249L87 250H85V251H87L88 252ZM91 249V248H90ZM97 249V248H96ZM102 249V248H101ZM127 249V248H126ZM130 249H133V250H131V252H134V247L132 248H130ZM175 249H181V251L183 252V254L182 255H178V250H177V252H176V250ZM192 249V250H193ZM2 250V249H1ZM0 250V251H1ZM19 250V249H18ZM45 250L43 251V252H45ZM67 250V251H68ZM91 250H93V249H91ZM98 250V249H97ZM109 250V249H108ZM120 250H122V247L120 248ZM124 250V249H123ZM129 250V249H128ZM191 250V249H190ZM13 251H16L17 252V250L15 249V250H13ZM30 251V250H29ZM29 251H27V253H28V255H29ZM48 251V250H47ZM46 251V252H47ZM70 251V254L69 253H67V254H69L70 256L69 257H71V255L73 254H75V253H72V252H74L75 251V249H74V251H72V249H70L69 250ZM96 251V250H95ZM94 250H93V253L95 252ZM114 251V250H113ZM130 251V250H129ZM128 251V252H129ZM145 251V252H144ZM180 251V250H179ZM196 251V250H195ZM194 251V252H195ZM32 251H30V253H31ZM75 252H77L76 254L78 255V253H79V251L77 250V251H75ZM82 252V251H81ZM84 252V251H83ZM87 252H84V253H87ZM97 252V251H96ZM104 252H105V250H104ZM108 252V251H107ZM119 252V251H118ZM125 251H123V253H124ZM197 252H199V250H197ZM196 252V253H197ZM1 253H2V251H1ZM21 253V252H20ZM23 253V252H22ZM26 253V254H27ZM34 253H35V251H34ZM34 253H32V254H34ZM62 253H63V251H62ZM61 253V254H62ZM72 253V254H71ZM92 252L89 254L90 256H91V254L92 255H95V254H93ZM99 253V252H98ZM103 253V252H102ZM109 253V252H108ZM189 253V255L191 254V253H193L191 256H189V255H187ZM19 254V253H18ZM54 254H55V250H54ZM64 254V253H63ZM76 254H75V256H72V257H74V259H75V257H76ZM88 254V253H87ZM111 254V253H110ZM132 254V253H131ZM200 254H199V257H200ZM16 255V254H15ZM20 255V254H19ZM35 255V254H34ZM47 255H49V253L47 254ZM51 255V254H50ZM79 255H80V253H79ZM89 255L87 256V257H89ZM96 255L98 256V255H100V254H97L96 253ZM96 255L94 256V257H96ZM105 255V254H104ZM127 255V254H126ZM129 255V254H128ZM197 255V254H196ZM30 257L31 256H33V255H29ZM45 257H46V255H44ZM61 256V255H60ZM85 256V255H84ZM83 256V257H84ZM109 256H111V255H109ZM113 256V255H112ZM121 256H123V255H121ZM198 256V255H197ZM29 257V258H30ZM51 257H55V255L54 256H51ZM51 257H49L48 256V259L49 258H51ZM62 258H63V256H61ZM65 257V256H64ZM68 257V258H69ZM79 257V256H78ZM78 257H77V260H76V262L75 263H77L78 262ZM83 257H81L80 256V258H82V260L80 261V262H82L83 261ZM94 257H92V258H94ZM107 257V256H106ZM117 257H119V254L117 255ZM116 257V258H117ZM191 257V258H190ZM199 257H196V259L197 258H199ZM26 258H27V255H26ZM28 258V259H29ZM33 258H35L36 259V255H35V257H33ZM52 258V259H53ZM59 258V257H58ZM58 258H57V255H56V260H57V262L56 263H58ZM66 258V257H65ZM65 258L64 259H62V260H65ZM109 258V257H108ZM107 258V259H108ZM113 258L114 257H112L111 259H109L111 262L113 261ZM0 259V260H1ZM5 259L7 260V262H5ZM31 259V258H30ZM35 259H33V260H35ZM38 259V258H37ZM42 259V258H41ZM47 259V258H46ZM47 259V260H48ZM51 259V260H52ZM67 259V258H66ZM71 261H73V258H69ZM85 259V258H84ZM106 259V260H107ZM18 260V259H17ZM24 260V259H23ZM46 260V262H48ZM50 260V261H51ZM54 260H55V258H54ZM55 260V261H56ZM70 260H66V263L67 262H70ZM74 260V261H75ZM85 260H87V259H85ZM89 260V259H88ZM87 260V262H91V261H93V260H89L88 261ZM100 260V259H99ZM98 259L96 260V261H99ZM104 260V259H103ZM103 260H102V262H103ZM106 260H104V264H105V262H107ZM109 260H108V262H109ZM29 261V260H28ZM31 262L30 263H32L33 264V262H32V259L30 260ZM36 261V260H35ZM41 261V260H40ZM39 262V261H38ZM44 262V261H43ZM42 262V263H43ZM46 262H44L45 264H46ZM60 262V264H62L63 263V261H59ZM62 262V263H61ZM84 262V261H83ZM102 262L100 263V264H102ZM2 263V262H1ZM21 263V262H20ZM37 263V262H36ZM35 262H34V264H36ZM54 263V262H53ZM79 263V262H78ZM77 263V264H78ZM93 263V262H92ZM94 263H99V262H95L94 261ZM93 263V264H94ZM18 264V263H17ZM49 264H51V263H49ZM64 264V263H63ZM70 264V263H69ZM72 264V263H71ZM80 264V263H79ZM84 264V263H83ZM87 264H89V263H87ZM91 264V263H90ZM113 264V263H112ZM116 264H117V262H116Z\"/></svg>","mask_w":264,"mask_h":264}]
</instances>
